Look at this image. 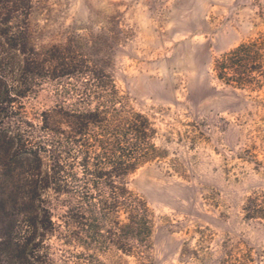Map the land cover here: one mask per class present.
<instances>
[{
	"label": "rangeland",
	"instance_id": "374dc122",
	"mask_svg": "<svg viewBox=\"0 0 264 264\" xmlns=\"http://www.w3.org/2000/svg\"><path fill=\"white\" fill-rule=\"evenodd\" d=\"M28 23L38 49L63 46L111 75L163 154L128 178L153 213L150 255L52 236L57 264H223L242 243L264 249V222L243 209L264 189V76L238 88L216 70L264 41V0H32ZM54 100L49 86L22 99L13 127L28 150L29 110Z\"/></svg>",
	"mask_w": 264,
	"mask_h": 264
},
{
	"label": "trees",
	"instance_id": "16d2710c",
	"mask_svg": "<svg viewBox=\"0 0 264 264\" xmlns=\"http://www.w3.org/2000/svg\"><path fill=\"white\" fill-rule=\"evenodd\" d=\"M31 1L0 0V264H57L52 236L65 246L107 241L146 259L153 213L128 178L163 156L156 128L103 68L63 46L32 43ZM216 70L238 88L260 83L264 41L239 44ZM45 86L55 100L29 110L28 150L13 125L22 99ZM243 209L264 222V189ZM223 264H264V249L242 243Z\"/></svg>",
	"mask_w": 264,
	"mask_h": 264
}]
</instances>
